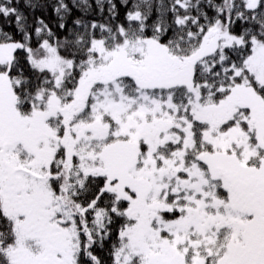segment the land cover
Wrapping results in <instances>:
<instances>
[{
	"label": "snow or ice",
	"instance_id": "6c2138e0",
	"mask_svg": "<svg viewBox=\"0 0 264 264\" xmlns=\"http://www.w3.org/2000/svg\"><path fill=\"white\" fill-rule=\"evenodd\" d=\"M0 18V264H264V0Z\"/></svg>",
	"mask_w": 264,
	"mask_h": 264
},
{
	"label": "trees",
	"instance_id": "16d2710c",
	"mask_svg": "<svg viewBox=\"0 0 264 264\" xmlns=\"http://www.w3.org/2000/svg\"><path fill=\"white\" fill-rule=\"evenodd\" d=\"M123 12V10H122ZM0 28H2L4 31L14 34L16 29L13 23H10L8 20H5L3 18H0ZM19 37H17L18 39Z\"/></svg>",
	"mask_w": 264,
	"mask_h": 264
}]
</instances>
